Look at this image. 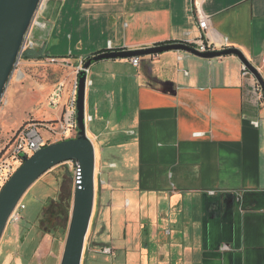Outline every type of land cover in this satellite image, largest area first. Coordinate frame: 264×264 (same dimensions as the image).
Segmentation results:
<instances>
[{
    "label": "crops",
    "instance_id": "0c3cea01",
    "mask_svg": "<svg viewBox=\"0 0 264 264\" xmlns=\"http://www.w3.org/2000/svg\"><path fill=\"white\" fill-rule=\"evenodd\" d=\"M194 1L209 19L205 32ZM38 20L46 28L33 30L34 51L74 67L105 52L193 47L204 36L216 51L240 50L264 79V0H44ZM137 58L90 67L96 195L82 262L109 264L100 250L111 248L121 264H264L256 78L242 76L234 55ZM8 253L14 264L29 261Z\"/></svg>",
    "mask_w": 264,
    "mask_h": 264
},
{
    "label": "water",
    "instance_id": "95a60500",
    "mask_svg": "<svg viewBox=\"0 0 264 264\" xmlns=\"http://www.w3.org/2000/svg\"><path fill=\"white\" fill-rule=\"evenodd\" d=\"M42 0H0V102L7 85L21 59L22 46L30 31ZM186 52L198 58L211 60L237 56L256 78L264 92V79L260 72L237 49L202 53L187 43L156 46L138 51L105 52L85 63L89 69L103 60L129 59L142 55H159L166 52ZM86 80L81 72L77 95L78 135L75 139L53 143L38 150L32 157H23L17 169L0 192V243L10 218L27 192L45 174L57 166L75 162L80 166L81 181L74 189V203L68 235L60 264H82L86 238L93 217L96 195V150L87 134Z\"/></svg>",
    "mask_w": 264,
    "mask_h": 264
},
{
    "label": "rangeland",
    "instance_id": "374dc122",
    "mask_svg": "<svg viewBox=\"0 0 264 264\" xmlns=\"http://www.w3.org/2000/svg\"><path fill=\"white\" fill-rule=\"evenodd\" d=\"M51 56L57 60L70 58L71 62L78 55L70 57L54 53ZM74 71V66L49 58L20 60L0 102V149L21 127L31 123L49 124L58 119V108H51L50 99L58 84L65 83L70 88ZM88 111L94 114L92 101ZM88 130L97 131V123H90ZM43 135L48 134L43 131ZM74 189L75 177L68 163L55 167L35 183L20 202L26 207L21 214L22 220L10 221L4 233L0 243V264L15 263L9 261L8 252L15 260L20 256L27 257L29 261L24 260L23 264L61 263L73 210ZM90 238L91 231L86 238L87 247ZM105 242L102 244H109ZM109 259V264H121L112 255Z\"/></svg>",
    "mask_w": 264,
    "mask_h": 264
},
{
    "label": "built area",
    "instance_id": "2783aa9c",
    "mask_svg": "<svg viewBox=\"0 0 264 264\" xmlns=\"http://www.w3.org/2000/svg\"><path fill=\"white\" fill-rule=\"evenodd\" d=\"M44 0H42L36 17L32 22L29 33L27 34L24 44L22 46L21 59L24 53L28 51H34L37 48V43L33 37V30L35 29H45L46 25L38 20L39 12L43 6ZM194 13L199 21V27L202 31H207L209 27V19L204 16L201 5L199 2L194 1ZM196 50L207 53L216 51L215 47L210 45L201 36L195 41L193 46ZM20 59V60H21ZM20 60L17 63L16 68L20 64ZM133 65L138 66L139 58H131ZM56 62V60H53ZM64 64L68 65L67 62ZM86 59L81 60L79 65L75 67L74 78L67 88L65 83H60L56 86L53 96L50 99L51 108H58V119L52 123H31L29 125L23 126L17 131H15L9 138L6 145L0 149V192L2 191L5 184L10 180V178L17 171L18 167L23 163V157H32L38 150L47 147L53 143L60 141L75 139L78 135V122H77V95L79 88V76L81 72L85 71L87 73L86 87L92 85V81L89 80V69H85ZM251 75L249 70L243 66L242 76L247 77ZM69 92V96L64 100L66 92ZM258 93L261 98H264V92L260 85H258ZM92 121L91 117L86 116V124ZM45 131L48 135H43ZM74 177H75V187L81 181V170L80 166L75 162H69ZM211 194H214L212 192ZM26 207L19 203L15 211L13 212L10 221L20 222L22 220L21 214ZM227 248V247H224ZM101 253L106 255H112L113 250L111 248L102 249Z\"/></svg>",
    "mask_w": 264,
    "mask_h": 264
},
{
    "label": "trees",
    "instance_id": "16d2710c",
    "mask_svg": "<svg viewBox=\"0 0 264 264\" xmlns=\"http://www.w3.org/2000/svg\"><path fill=\"white\" fill-rule=\"evenodd\" d=\"M48 58H50V57L43 56L38 51H28V52L24 53L23 56H22V59L25 60V61H31V60L41 61V60L48 59ZM89 59L90 58H87L86 62Z\"/></svg>",
    "mask_w": 264,
    "mask_h": 264
},
{
    "label": "bare ground",
    "instance_id": "6f19581e",
    "mask_svg": "<svg viewBox=\"0 0 264 264\" xmlns=\"http://www.w3.org/2000/svg\"><path fill=\"white\" fill-rule=\"evenodd\" d=\"M11 262V261H10Z\"/></svg>",
    "mask_w": 264,
    "mask_h": 264
}]
</instances>
